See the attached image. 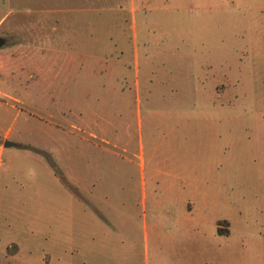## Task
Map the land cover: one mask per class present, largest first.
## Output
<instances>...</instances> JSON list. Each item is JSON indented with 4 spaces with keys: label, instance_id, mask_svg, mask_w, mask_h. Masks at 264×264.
I'll use <instances>...</instances> for the list:
<instances>
[{
    "label": "rangeland",
    "instance_id": "374dc122",
    "mask_svg": "<svg viewBox=\"0 0 264 264\" xmlns=\"http://www.w3.org/2000/svg\"><path fill=\"white\" fill-rule=\"evenodd\" d=\"M2 16L0 264H264V0Z\"/></svg>",
    "mask_w": 264,
    "mask_h": 264
},
{
    "label": "crops",
    "instance_id": "0c3cea01",
    "mask_svg": "<svg viewBox=\"0 0 264 264\" xmlns=\"http://www.w3.org/2000/svg\"><path fill=\"white\" fill-rule=\"evenodd\" d=\"M3 18H4V16H2L0 18V27H2V24H3L2 19ZM132 28H134L133 24H132ZM22 31H24V32H22V39H20V41L13 39L14 41H12L11 44H9V45L4 44L2 47H0V75L13 74L18 69L24 68L21 65L27 64V62L30 61L29 60L30 51L33 49L39 48L40 45H36L35 43H33L32 45L28 44L29 39L27 40V38H26L27 36L24 37V35L27 34V31H28L25 29V27ZM12 35H13L12 38H14L16 36L15 34H12ZM0 36L3 37L5 40V37L3 34H0ZM35 42H36V40H35ZM12 52H16L17 55L15 57H12L11 56ZM108 62L109 63H111V62L115 63L116 61L109 60ZM1 151H2V149L0 150V152ZM222 235H225V234H222Z\"/></svg>",
    "mask_w": 264,
    "mask_h": 264
},
{
    "label": "water",
    "instance_id": "95a60500",
    "mask_svg": "<svg viewBox=\"0 0 264 264\" xmlns=\"http://www.w3.org/2000/svg\"><path fill=\"white\" fill-rule=\"evenodd\" d=\"M5 44V40L3 37L0 36V47H2ZM11 142L5 141L3 145H10Z\"/></svg>",
    "mask_w": 264,
    "mask_h": 264
},
{
    "label": "trees",
    "instance_id": "16d2710c",
    "mask_svg": "<svg viewBox=\"0 0 264 264\" xmlns=\"http://www.w3.org/2000/svg\"><path fill=\"white\" fill-rule=\"evenodd\" d=\"M220 222H226V220H218L217 224H219ZM221 229H222V228H218V229H217V232H218L219 234H226L227 231L222 232L223 230H221Z\"/></svg>",
    "mask_w": 264,
    "mask_h": 264
},
{
    "label": "built area",
    "instance_id": "2783aa9c",
    "mask_svg": "<svg viewBox=\"0 0 264 264\" xmlns=\"http://www.w3.org/2000/svg\"><path fill=\"white\" fill-rule=\"evenodd\" d=\"M1 95H2V94H1V92H0V97H1Z\"/></svg>",
    "mask_w": 264,
    "mask_h": 264
}]
</instances>
